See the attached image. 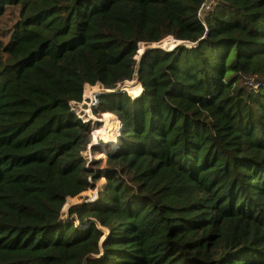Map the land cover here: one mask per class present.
<instances>
[{
    "label": "trees",
    "instance_id": "16d2710c",
    "mask_svg": "<svg viewBox=\"0 0 264 264\" xmlns=\"http://www.w3.org/2000/svg\"><path fill=\"white\" fill-rule=\"evenodd\" d=\"M9 8L0 264H264V0H0ZM168 37L191 45L141 55ZM137 71L133 98L100 95L118 147L97 157L111 151L96 201L65 221L98 165L73 103L87 84L137 93Z\"/></svg>",
    "mask_w": 264,
    "mask_h": 264
},
{
    "label": "rangeland",
    "instance_id": "374dc122",
    "mask_svg": "<svg viewBox=\"0 0 264 264\" xmlns=\"http://www.w3.org/2000/svg\"><path fill=\"white\" fill-rule=\"evenodd\" d=\"M16 15H17L16 9L15 8H9L6 10L4 15L0 16V41L7 40V34L9 31V28L11 27L14 20L16 19ZM186 45H191V44L187 43ZM175 46H176L175 41L172 39V37H168L159 43H151V44L140 43L139 50H140L141 55H142V53L147 48L159 47V48L168 50V49H171ZM141 55H140V58H141ZM140 58H139V60H137V70L139 67ZM134 62H135V59H134ZM128 79L130 82H133V83L139 82L137 80V72H135L134 76H132V72H131V75L128 77ZM123 84H121L120 87H118V88L121 89ZM96 89L100 90L101 87H97ZM130 89L131 88L129 87V89H127V90H125V89H121V90H125L130 97H132V95H137L140 91V88L137 91V93L132 91L134 89H132V90H130ZM115 90L117 91V88ZM101 92L102 93H110L113 91L109 90V89H101ZM120 92H122V91H120ZM109 113H111V112H108V113L107 112H101L98 119L92 118L93 123L91 125H93V126H92V132L90 135L93 137V140L91 143L88 144L86 149H82V152L84 155H86L88 157V159L90 161L95 160L96 162H98V165L94 169V176H91V181L93 183V186L89 187V189L80 193L78 196L67 198L66 204L63 207V212H64L63 218H65V221H67V219H69V208L72 205L81 204V203H94L99 196V192L102 191V189H103L102 183L100 181H98V178L100 177L102 168L106 167L107 155L111 151L104 153V155H103V157L105 158L104 161H102L103 160L102 158L98 159L97 157H100L101 148H103V150H113V149L118 147L117 141H118V137H119L120 132H121L120 131V129H121L120 125L121 124L119 123L120 120L118 119V117L115 114H113V113L109 114ZM86 121H87V123L89 122V120H86ZM103 181H104V183L106 182L105 174L103 176ZM77 224L80 227H84L87 223L84 225L81 222H78Z\"/></svg>",
    "mask_w": 264,
    "mask_h": 264
},
{
    "label": "built area",
    "instance_id": "2783aa9c",
    "mask_svg": "<svg viewBox=\"0 0 264 264\" xmlns=\"http://www.w3.org/2000/svg\"><path fill=\"white\" fill-rule=\"evenodd\" d=\"M212 9V3L206 2L200 9L199 15L202 17L205 12ZM175 45L183 44L182 41L175 40ZM251 84V82H250ZM88 89H91L89 94L86 95L87 87ZM85 87L84 91V97L81 102H74L73 105V112L84 122L87 123L86 120H89L90 127L92 128V118L98 119L100 116V112H95V108L100 104V95L102 94L101 89L100 90H94L93 87H90L88 84ZM92 86V85H91ZM90 87V88H89ZM87 123V124H88ZM92 132V131H91Z\"/></svg>",
    "mask_w": 264,
    "mask_h": 264
},
{
    "label": "crops",
    "instance_id": "0c3cea01",
    "mask_svg": "<svg viewBox=\"0 0 264 264\" xmlns=\"http://www.w3.org/2000/svg\"><path fill=\"white\" fill-rule=\"evenodd\" d=\"M89 86H90V87H93V89H94V88L96 89L97 87H101V89H105V87L102 86L101 84H96V85H94V86L89 85ZM86 87H87V86H86ZM86 87H85V88H86ZM90 87H89V88H90ZM87 89H88V87H87ZM86 95H87V94H86Z\"/></svg>",
    "mask_w": 264,
    "mask_h": 264
},
{
    "label": "water",
    "instance_id": "95a60500",
    "mask_svg": "<svg viewBox=\"0 0 264 264\" xmlns=\"http://www.w3.org/2000/svg\"><path fill=\"white\" fill-rule=\"evenodd\" d=\"M183 42V44H187V43H189V42H185V41H182ZM176 47V46H175ZM175 47H173V48H175ZM173 48H171V49H173ZM171 49H168V50H171ZM137 80H138V71H137ZM114 91H116V90H113V92ZM117 91H125V90H118L117 89ZM121 126H122V124H121Z\"/></svg>",
    "mask_w": 264,
    "mask_h": 264
},
{
    "label": "bare ground",
    "instance_id": "6f19581e",
    "mask_svg": "<svg viewBox=\"0 0 264 264\" xmlns=\"http://www.w3.org/2000/svg\"><path fill=\"white\" fill-rule=\"evenodd\" d=\"M139 83V82H138ZM139 86H140V84H139ZM120 87V86H119ZM117 89H119V90H121L120 88H117ZM94 90H97V89H94ZM113 91V90H112ZM140 91H141V87H140ZM139 91V92H140ZM90 92V91H89ZM89 92H88V94H89Z\"/></svg>",
    "mask_w": 264,
    "mask_h": 264
}]
</instances>
